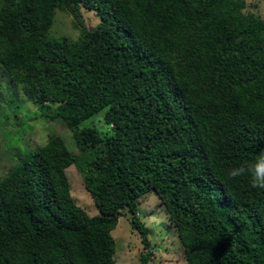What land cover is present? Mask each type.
I'll return each mask as SVG.
<instances>
[{"label": "trees", "instance_id": "trees-1", "mask_svg": "<svg viewBox=\"0 0 264 264\" xmlns=\"http://www.w3.org/2000/svg\"><path fill=\"white\" fill-rule=\"evenodd\" d=\"M248 1L0 0V77L75 149L52 134L0 178V264H117L127 215L149 264L152 193L187 264H264V190L227 178L264 154V19ZM58 11L76 40L51 36Z\"/></svg>", "mask_w": 264, "mask_h": 264}, {"label": "rangeland", "instance_id": "rangeland-1", "mask_svg": "<svg viewBox=\"0 0 264 264\" xmlns=\"http://www.w3.org/2000/svg\"><path fill=\"white\" fill-rule=\"evenodd\" d=\"M248 13H254L264 19V0H249ZM82 21L89 29L99 24L95 12L81 9ZM74 25V26H72ZM80 24L75 22L69 13L58 11L51 36L55 39L67 38L76 40ZM0 178L19 163L20 157L44 146L52 134L60 135L75 152L72 135L62 122L51 123L41 117L40 112L30 103L22 100L21 88L8 76L0 77ZM103 115L93 122L103 131L108 128L102 121ZM110 129V128H109ZM72 185V194L77 203L91 216L99 215V209L84 191L82 177L76 168L68 170ZM140 206L139 217L149 229L151 240V260L149 264H187L184 251L176 233L171 228L167 214L159 205L155 193ZM130 215L121 217L117 228L113 231L116 242L117 264H142V256L146 253L141 238L132 231Z\"/></svg>", "mask_w": 264, "mask_h": 264}, {"label": "clouds", "instance_id": "clouds-1", "mask_svg": "<svg viewBox=\"0 0 264 264\" xmlns=\"http://www.w3.org/2000/svg\"><path fill=\"white\" fill-rule=\"evenodd\" d=\"M242 177L248 179L251 188L264 190V154L254 161H245L227 171L229 180H239Z\"/></svg>", "mask_w": 264, "mask_h": 264}]
</instances>
